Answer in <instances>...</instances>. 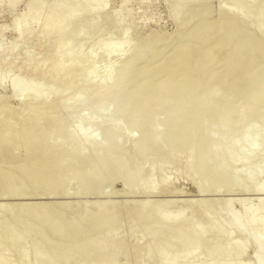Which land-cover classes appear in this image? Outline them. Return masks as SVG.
I'll use <instances>...</instances> for the list:
<instances>
[{
  "label": "bare ground",
  "instance_id": "bare-ground-1",
  "mask_svg": "<svg viewBox=\"0 0 264 264\" xmlns=\"http://www.w3.org/2000/svg\"><path fill=\"white\" fill-rule=\"evenodd\" d=\"M16 1L6 2L9 14L15 12L19 2ZM164 1L170 17L178 25L172 36L159 31L142 34L143 27L139 23L145 21V15L136 17L137 13L130 8L132 0H121L119 7L112 11L106 10L107 0H27L24 10L11 24L16 41L12 45H0V86L9 79L13 98L25 99L23 105L14 108L8 99L0 97L2 200L56 196V186L46 191L42 183L58 172L62 164L49 167L46 160L35 162L32 148L44 159L60 151L72 159H79L92 146L97 148L93 159L98 163L92 172L82 176L69 172L73 179L84 176L85 189L95 187L111 168L118 173L126 169L125 181L131 185L133 194L144 192L147 197L154 196L163 192L162 187L167 185L164 178L172 173L164 170L167 173L156 180L160 168L156 163L148 165L146 156L162 153L175 158L185 153L188 166L197 167L202 174L209 171V178L205 181L192 182L197 193L224 196L252 191L263 194L264 183L256 180L264 175V131L255 130L250 119L264 101V42L255 36L258 32L264 37V0H224L225 3L218 5L216 19H211L214 7L210 5L211 0ZM145 3L139 0L140 5ZM48 19L55 21L51 28L44 26ZM190 23L193 24L189 26ZM34 24L36 28L32 27ZM4 27L0 28V34L9 30ZM60 32L76 46L72 48L71 45L66 52L63 43L57 42L54 47L46 49L51 58L58 60L47 58L53 61L48 62L39 57L43 55L40 51L39 56H32L23 48L21 57L17 56L21 52L16 55L18 46L24 42L34 40L41 50L44 48L42 38ZM132 33L136 41L131 45ZM91 35L95 37L93 47L82 51L85 46L82 40H89L86 36ZM115 36L121 40L113 42ZM80 44L84 45L83 48ZM167 50L170 54L161 65L166 77L160 80L152 94L154 97L157 93L161 95L154 108L151 97L137 101L138 91L124 92L129 81L136 80L142 88L149 85L160 67L152 68L147 64L134 77L137 65L141 61L151 63L163 57ZM196 52L205 55L193 61L192 54ZM124 55H128L126 60L117 61L119 64L115 65L109 63L103 75H93L99 68L95 65L97 56L108 60ZM80 56L89 59L83 69L76 62ZM17 57L19 61L22 59L18 67ZM219 57L222 59L220 71ZM62 58L68 59L69 66L65 60V66L62 64ZM200 67L201 72H198ZM15 68L29 70L34 80L9 78L10 71ZM76 73L78 80H73L71 77ZM63 74L64 78L68 80L69 77L74 82H65L67 85H63L59 92L52 88L43 89V81L48 79L54 83ZM177 74L182 75V80L174 79ZM92 81L96 88L90 100L95 102L86 104L82 98L89 93L88 84ZM246 81L254 83L253 86L257 84L258 91L246 87ZM71 90H74L72 95L63 96ZM164 90L169 91H166L168 95ZM51 96H57L58 101L50 102ZM31 101H38V104L33 105ZM174 101L177 107L169 115L159 116V113L169 111ZM236 107L238 112L232 114L231 110ZM75 113L78 114V123L73 129L66 117ZM185 114L188 118L182 119ZM261 116L264 121V109ZM44 124L47 127L39 129ZM87 125L90 131L84 130ZM26 136L30 137L28 142ZM22 150L24 156L19 155ZM112 151H120V157L117 158ZM236 152L240 157L235 160ZM260 153L263 164L253 166L254 158ZM93 159L87 161V166L92 165ZM32 162H35L33 172H41V178L32 176L25 169L26 164ZM147 168L148 174L144 172ZM237 176L244 177L245 182L233 181ZM225 196L218 199L220 201H209L211 212L217 203L232 209L236 200ZM149 201L138 204L135 201L133 205L124 201L123 204L102 201L93 202L94 206L87 205V202L79 206H72L71 202H38L32 205L21 203L23 205L16 208L15 205L10 208L5 203L0 204V213L6 220V224L0 226V264H121L118 262V238L121 235L136 239L134 245L138 249L141 241L150 243L144 256L153 264L154 260L155 264H195L202 255L208 257L206 264H230L231 261L246 264L242 258L249 245L254 247L255 260L252 263L264 264V200L262 206L257 200L256 205L249 204L242 210L231 211L228 224L222 229L201 213V200L200 203L192 202V206L188 202L190 207L185 203L176 210L171 207L172 202L166 201L169 203L164 205L162 201ZM132 211L137 212L138 217L124 227L119 223L120 216ZM206 217L209 220L202 223ZM234 234L238 235L235 240L224 242ZM209 235L211 239L207 240Z\"/></svg>",
  "mask_w": 264,
  "mask_h": 264
},
{
  "label": "rangeland",
  "instance_id": "rangeland-1",
  "mask_svg": "<svg viewBox=\"0 0 264 264\" xmlns=\"http://www.w3.org/2000/svg\"><path fill=\"white\" fill-rule=\"evenodd\" d=\"M2 1H3V3H1ZM2 1L0 2V4L2 5V6L0 5V28H3L5 26L4 28L9 29V30H5V32L2 33L3 35L0 34V45H12L16 41V36L12 30L13 28H11V26L13 25L12 21L15 17L18 16V14H21L22 10H24V6H25L27 0H17L19 2L17 4V7L14 10L15 12H13L12 14H9L8 10H7V3L9 0H2ZM120 1L121 0H107L108 4L106 7V10L112 11V10L117 9L119 7L118 5L121 3ZM144 1L146 2L145 5L144 4L140 5L139 0H132V2H131L132 4H130L131 5L130 8H132V10L134 9L135 14L137 13L136 17L139 16V18H140L143 15L146 16V17L143 16L145 18V21H141L139 23L141 25V28L143 27L142 28V34L146 35V34L150 33V31H155V32L159 31V32L166 34L167 36H172L177 31L178 25L176 26L177 22H174L172 20V17H170V12H169V9H168L165 1L164 0H150L151 3H149L150 1H148V0H144ZM211 1L213 3L210 2V5L214 6L213 12L211 14V19H216L218 17V14H216L218 12L217 10H219V7H220L219 3L223 4L225 2H224V0H219V1L218 0H214V1L211 0ZM147 4H148V6H147ZM149 5H151L150 8H148ZM218 5H219V7H218ZM143 9H144V11L145 10L146 11L144 12ZM148 10H149V13H148ZM141 12H143V13H141ZM152 12H153V14L151 15ZM13 14L16 16H14ZM140 15H142V16H140ZM149 15H150V17H149ZM153 16H154V18H153ZM148 18H149V20H148ZM144 22H146V23H144ZM54 24H55V21L52 19H48V20L44 21V26L46 28H51L54 26ZM192 24L193 23H190L189 26H191ZM6 26H7V28H6ZM32 27L36 28V25L34 24V25H32ZM61 34H63V33L60 32V34H56L53 36H47V37L42 38L41 42L43 43L44 48H42L41 50H39L38 46H36V44L33 43L34 40L32 42H30V40H29L28 43L24 42V45L21 44L18 46V49H17L18 51H16V55L19 54V52H21V50L23 48V50L27 49L26 52L29 51L31 53L30 55H32V56H37V55L39 56V54L42 53L44 56L41 55L39 57H42L43 59H45L48 62L49 61L53 62L51 60H58V58H56V57L54 59L51 58L48 55V53H49L48 50H46V49H49L50 47H54L55 44H57V42H62L64 49L67 52L71 48L72 41L71 40L69 41L67 39V37H65V35H61ZM133 34L134 33H132V35H130V39H129L130 43L131 42L135 43V41H136V36H134L135 34L134 35ZM260 35H261V33L258 34V32H255V36L258 38H261L262 41L264 42L263 35L262 36H260ZM86 39H89V40H86V41H85V39L82 40V41H84L82 43H84L85 46L83 44H80V45H82V48L84 46V49H85V50L81 49L82 51H87L88 49L90 50L94 45L95 37L93 38V35H91V37L86 36ZM120 40L121 39L119 37H116V36L113 38V42H118ZM133 43H131V45ZM27 44H29L30 47L27 46ZM74 45H72V48L74 47ZM212 45H213V41L211 42L210 46H212ZM25 46H26V48H25ZM38 51H40L41 53ZM46 52H48V53H46ZM126 54H128V53H126ZM169 54H170V50H167V51H165L163 57L161 56L160 58L152 61L151 63L141 61L137 65V68H136L135 72L133 73L134 77H136L139 74V71L143 67H145L147 64H149V66H152V68L160 67V69L156 73L155 78L151 80L149 85L143 86V88H142V87H139L137 85L136 80L129 81L125 84L124 92H131L134 90L138 91L137 93L135 92L137 101H144L145 99H148V96H149V98L150 97L152 98V103H153L152 106L154 105V103L156 104L157 103L156 100L158 98L160 99L161 95H158V93L154 94L156 97L155 98L152 94L154 93L155 89H157V87H158L157 85L159 84L160 80H162L163 78L166 77V75H165L166 72L163 69V67H161V65L164 63L165 58ZM20 55H22V52L17 56L21 57ZM203 55H205V53L196 52V53L192 54V60L193 61L199 60L200 58L203 57ZM127 56L128 55H124L123 58L118 57V56H113V57H111V59L109 58L108 60H102L101 57L99 59V57L97 56L96 58H98V59L95 60L97 63L94 61V59H96V58L91 60L92 63H94V64L96 63L95 65L99 66V68L97 67V69L93 73V75L94 76L103 75L107 69V66H109L113 63L115 65V63H118L120 60L122 61L125 58L127 59ZM18 57H17V59H18ZM44 57H46V58H44ZM47 58H50L51 60L50 59L47 60ZM62 59H61L62 64H63V61L65 60L64 63H67L66 65L69 66L68 65L69 62L67 61L68 59H64V58H62ZM220 59H221V57H219L217 59V61L220 62V66L218 67L219 71L222 70V65H221L222 59L221 60ZM21 60L22 59L20 58V61ZM20 61L18 59V63H16L17 67L20 64ZM76 62L80 67L83 66L82 67V69H83L85 67L84 65H86L89 62V59L87 57L80 56L76 59ZM63 65L65 66V64H63ZM12 70L13 71H10L9 78L17 77L23 81H28V80H31L33 78V80H34V77H32L33 76L32 73L27 69L23 70V69L15 68ZM14 70H16V71H14ZM18 70H19V72H17ZM21 70H22V72H21ZM25 70H27V71H25ZM198 72H201V67L198 69ZM114 75H116V72ZM60 76H59V78H57V81H55V82L53 81L55 84L49 80L52 83L51 84L48 81V79H47V81H43V83H42L43 89L52 88L54 92H59L62 89L63 85L65 87L69 83V81L74 82L73 80H75V79L78 80V77H79V75L77 77V73H76V75H73V77H71L73 80L72 79L69 80L68 76H67L68 77V80H67V78H64V74H63V76H61V77ZM174 79L177 81L180 79L182 80V75L177 74L174 77ZM61 81H62V83H61ZM65 82H67V84ZM6 83H7V86H5ZM253 84L250 83L249 81L248 82L246 81L244 85L246 87L252 88L254 91H258L257 89L259 88V86H257V84H256V86H253ZM138 87H139V89H138ZM256 87H257V89H256ZM95 88H96V83L93 81L89 82V84H88L89 93L86 96H83V98H82L86 104L87 103L94 104L95 101L93 100L91 102V100H90L91 96L90 95H91L92 91L95 90ZM167 92L169 93V91H167ZM167 92L165 93L166 95H168ZM12 93L13 92L9 86V79H7L5 84L3 86H0V97H3L4 99H8L9 105L11 107L18 108L19 106L23 105L25 99H23V100L14 99ZM65 93L66 94L65 95L63 94V96L69 97V95H72L74 93V90L69 91V93H67V92H65ZM163 93H162V95H164ZM54 98H56V99H54ZM57 99H59L57 96H51L50 102H57L58 101ZM197 99L198 98H196L195 102L197 101ZM262 102L263 103H260L258 105L257 109L252 113L251 119H250V124L257 131H264V121H263L262 116L260 117V112L264 109V101H262ZM32 103H33V105L34 104L37 105L38 101L36 102L37 104L35 103V101H33ZM172 104L173 105H171V109L169 108V111L159 113V116L164 117V116L169 115L170 112L175 107H177L176 101H174V103H172ZM236 104H238V102ZM178 105H179V102H178ZM153 108H154V106H153ZM237 110H238L237 107L234 110L232 109L231 110V111H233L232 114H236V112H238ZM187 113H189L191 115L190 111H188ZM65 116H68V115L66 114ZM77 116H78V114L75 113L73 115L70 114L68 117H66V118H69L68 123H69L70 127L73 129L78 123ZM183 118L184 119L188 118L187 114H185L182 117V119ZM45 126L47 127V125L44 124V126H42V128L39 127V129H44ZM84 130L90 131L91 128H90V126L87 125V126H84ZM17 131L20 133V129H17ZM29 139H30V137H27V136L25 137L26 142H28ZM225 148H230V146L225 145ZM96 149H97L96 146H92L90 148V150L87 152V154L85 156L79 158V159H72L70 156H68L67 154H65L62 151L58 152L55 155H52L51 157H49L47 159H44L42 157V155H38V153L35 151V149L32 148L31 153L35 152V156H36L35 162H42V161L46 160V162H47L46 164L49 167H55L56 165L59 166V164H62V167H60V170L58 172L53 173L50 177H48V179H46L42 183L43 188H44L43 190H46V191H50L53 186H56V188H57L55 190V192L57 193L56 196L55 195L51 196V197L45 196V198L43 197V199L41 196H38V197L34 196L31 198L25 197L26 199L23 198L24 200H22V198H18V199L17 198L16 199L15 198H3L4 200H2L0 197V204H3V205L6 204L7 206H10V208H12V206L14 207V205H15L14 208H16L18 205L19 206H22L23 204L26 205L25 203H29V204L31 203L30 205H32V204H37L38 202L47 203V204L49 202L50 203H52V202L53 203L54 202H56V203H65V202L70 203L71 202L72 204L71 203L70 204L72 206L83 205L85 202H87L86 204L87 205L89 204V206H91L95 202L96 203L97 202L102 203V201H104L103 203L108 202L107 204H112L113 202L114 203L120 202L121 204H123V203L126 204V202H130L129 204L127 203V205H131V204L133 205V203H135V201H137V204H138L140 201L145 202L147 200H150L149 202H153V201L161 202L162 201V203L164 202L163 203L164 205L168 204L169 202H172L171 207L173 209L175 208L174 210H176L181 205L184 206L185 203L187 204L189 202L191 205L192 202H199L200 203V200H201V203H202L201 213L203 215L206 214V216L213 223H215L219 228L222 229V228L227 226V224H228L227 218H228V215L231 213V211L242 210L243 209L242 207L248 206L249 204H252V206L256 205L259 201H260V204L262 206L263 202H264V201L261 202L262 200H264V192H263V194L262 193L260 194L259 192H252V191L250 192L249 191V192H242V193L241 192H235V193H232L233 195H231V193L225 194L227 197L229 195L230 198L236 200V202L238 201L237 203L235 202L232 209H226L221 204H218V203L215 205L214 202H212V201L218 200L221 198L223 199L225 195L224 196L223 195L216 196L213 194L202 195V194H199L196 192V189H195L194 185L192 184V182L193 181H196V182L205 181L206 179L209 178V171L207 172V174H202L198 171L197 167L188 166V164L186 162L187 158H186L185 153H182L178 157H175V158H171L167 154H162V153H151V154H148V156H146L147 164L148 163H156L159 166L160 170L163 171V172L161 171L162 173H160V170L158 171L159 173H157L155 176L156 180H159L161 178V175H163V173L165 171H169L170 174L172 173V175L169 176L168 178H164V181L166 182L167 185H164L162 187L163 192H158V193L154 194V196H153V194H150L147 197V194H145L144 192H141L142 194H138L140 192H136L137 194H133L131 191V185L126 183V181H125V176L127 174L126 169H124V171L118 173L116 170L111 168L105 174L104 178L101 181H99L95 187L93 186L90 189H85L84 176L82 178H79V179H73V178L69 177V172L73 171L80 176H82V174H85L86 172H89V171L92 172V169L98 164L97 161L93 159L94 152L97 151ZM199 149H200V143H199L197 150L199 151ZM198 151H197V153H198ZM119 152L120 151H112V154H114L115 156H118L117 158H119L121 155V153H119ZM23 153H24V151L22 150V152L20 151L19 155L24 156ZM261 155L262 154L260 153L259 155H257L254 158L253 166L263 164L262 163L263 158ZM239 157H240L239 153L236 152L234 154V159L236 160ZM91 158L93 159V163H92V165L87 166V163H88L87 161ZM35 162H32L31 164H29V163L26 164L25 169L27 171H29L32 174V176H34L36 178H41V175H40L41 172H39L38 174H35L32 170V166L34 165ZM165 168H167V170ZM144 172L146 174H148L149 168L145 169ZM165 173H167V172H165ZM233 181H235L236 183L245 182L244 177H242V176H237V177L233 178ZM35 182H38V181H35ZM256 182L263 184L264 183V175H261L260 177H258ZM82 192H87V193L84 194ZM100 192H101V194H100ZM102 192H103V194H102ZM67 194H69V195H67ZM106 194H107V196H106ZM226 196H225V198H227ZM192 200H194V201H192ZM210 200H212L211 202L215 206L214 212L210 211V209L212 207V204H210V202H209ZM257 200H259V201H257ZM166 201H169V202H166ZM218 201H220V200H218ZM109 202H111V203H109ZM21 203H23V204H21ZM192 204H194V203H192ZM187 205H189V204H187ZM190 205H189V207H190ZM92 206H94V205H92ZM189 207H188V209H189ZM3 216L4 215L0 213V226H4L6 224V220L4 219ZM137 217H138L137 212H134V211L128 212V214H123L120 216L119 223H121L124 227H128V225L133 223L137 219ZM206 218H203L202 223H204L206 220L207 221L209 220L208 218L207 219ZM237 236L238 235L234 234L231 238H225L224 242L225 243L231 242L232 240H235L237 238ZM126 237L127 236H125V235H123V236L121 235L118 238L119 239L118 244L120 246V249H119L120 254H118V262L121 264H153V261L147 262L145 259V256H144L145 250L149 247L150 243L148 244V242H146L145 240L141 241V243L139 244L140 245L139 249H138V248H135V245H134L136 243L135 242L136 239H133V238L130 239L129 237L128 238H126ZM209 237H210V235L206 236V239L207 240L211 239ZM106 245L108 246V244H106ZM253 251H254V247L252 245L251 246L249 245V248L247 247L246 251L243 253L244 255H243L242 261H245L244 263H246V264L248 262H249L248 264L254 263L255 257L253 258V256H254ZM207 262H208V257L202 255L201 259H198L195 264H206ZM154 264H155V260H154ZM230 264H235V262L231 261Z\"/></svg>",
  "mask_w": 264,
  "mask_h": 264
}]
</instances>
